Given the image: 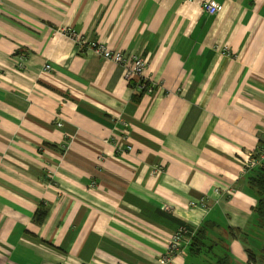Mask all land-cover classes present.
<instances>
[{"label":"crops","instance_id":"0c3cea01","mask_svg":"<svg viewBox=\"0 0 264 264\" xmlns=\"http://www.w3.org/2000/svg\"><path fill=\"white\" fill-rule=\"evenodd\" d=\"M263 142L264 0H0V264H257Z\"/></svg>","mask_w":264,"mask_h":264},{"label":"built area","instance_id":"2783aa9c","mask_svg":"<svg viewBox=\"0 0 264 264\" xmlns=\"http://www.w3.org/2000/svg\"><path fill=\"white\" fill-rule=\"evenodd\" d=\"M202 11L207 15H214L221 10V6L217 3L211 1H203L201 4ZM54 33H59L63 36L69 38L73 44L74 48L78 53L83 52H93L97 56L103 58L104 60L112 61L115 64L120 65L124 70V80L131 81L134 80L137 83V89L141 90L147 94L153 92V86L144 79L145 75V62L140 54H125L121 50H114L106 46L99 41H90L87 38H83L78 33H75L70 28H60ZM16 68L17 70L24 69V57L23 55H17L16 57ZM52 67L49 63L43 66V71L49 73ZM56 127H61V122L56 123ZM126 138V136H123ZM130 150V148H128ZM258 159L264 161V142L260 146L258 152ZM252 160V159H251ZM254 161V160H252ZM160 170L154 171L153 173H158ZM213 193L221 199L224 195H230V190L225 188H214ZM196 203V202H195ZM199 207L203 210L208 211L210 208L209 204L206 203L205 197H202L198 203ZM188 236L186 231L180 230L178 233L174 234L171 239L167 242V254L163 256L165 261L171 259L172 255L181 250V243L184 236ZM191 237V234L189 235ZM186 242H188L186 240Z\"/></svg>","mask_w":264,"mask_h":264},{"label":"trees","instance_id":"16d2710c","mask_svg":"<svg viewBox=\"0 0 264 264\" xmlns=\"http://www.w3.org/2000/svg\"><path fill=\"white\" fill-rule=\"evenodd\" d=\"M252 179H253L252 185L257 187L255 189L257 192V205L255 208V211H256L258 219H259V225H261L262 221L264 220V167L262 169V173L258 174L257 176H255ZM193 239H195V238H193ZM193 246H194V243H191L189 245V250L193 253L197 252L198 250L195 251V249H193ZM248 256H249V258L252 257L250 254H248ZM215 264H228L227 256L218 259Z\"/></svg>","mask_w":264,"mask_h":264},{"label":"rangeland","instance_id":"374dc122","mask_svg":"<svg viewBox=\"0 0 264 264\" xmlns=\"http://www.w3.org/2000/svg\"><path fill=\"white\" fill-rule=\"evenodd\" d=\"M260 227L262 231L260 232L259 236L256 239V243H255L256 246L254 248L253 254H254V258L257 261V264H264V220L262 221ZM186 264H209V262L208 260L202 261V257L196 259V257L191 256L187 259Z\"/></svg>","mask_w":264,"mask_h":264}]
</instances>
